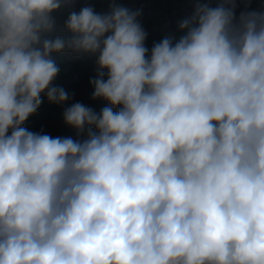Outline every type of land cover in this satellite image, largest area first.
<instances>
[{
	"label": "clouds",
	"instance_id": "9594fccd",
	"mask_svg": "<svg viewBox=\"0 0 264 264\" xmlns=\"http://www.w3.org/2000/svg\"><path fill=\"white\" fill-rule=\"evenodd\" d=\"M70 3L0 0V264H264V13L197 2L149 57L138 10L55 34ZM65 51L97 56L111 105L64 111L86 139L22 127L68 99Z\"/></svg>",
	"mask_w": 264,
	"mask_h": 264
},
{
	"label": "trees",
	"instance_id": "16d2710c",
	"mask_svg": "<svg viewBox=\"0 0 264 264\" xmlns=\"http://www.w3.org/2000/svg\"><path fill=\"white\" fill-rule=\"evenodd\" d=\"M111 1L112 0H71L70 4L62 6L59 10L52 13V16L55 22H60L62 19L67 20L68 15L71 12L75 11L78 13L80 9L85 6L92 7L95 12L103 14V7ZM235 3L237 17L242 11L264 13V4H260L257 1L235 0ZM56 29L57 31L55 34L67 35V33L63 31V27L56 26ZM166 37L170 38V36ZM166 37L160 39L146 37L145 47L148 49L149 57L153 45L159 43ZM53 59L59 68V72L54 79L52 86L54 85L63 88L67 93L68 99L62 104L50 103L47 100L46 94L42 93V104L38 110L28 118L22 127H25L29 131L48 134L52 137L86 139V134L78 137L77 130L65 123L63 113L67 108L77 102L91 108L96 113H99L104 107H111L109 102L104 99L92 98L94 87L90 81L97 78V73L99 71L96 62L97 56L91 54L76 55L65 51L59 54H54ZM104 73L106 79V69L104 70ZM98 101H101L100 106L96 105V102ZM118 110L119 106L114 108V111Z\"/></svg>",
	"mask_w": 264,
	"mask_h": 264
},
{
	"label": "built area",
	"instance_id": "2783aa9c",
	"mask_svg": "<svg viewBox=\"0 0 264 264\" xmlns=\"http://www.w3.org/2000/svg\"><path fill=\"white\" fill-rule=\"evenodd\" d=\"M197 2L215 7L221 0H112L103 7V14L108 13L113 6L125 7L130 11L138 10L140 15L137 21L148 37L160 39L170 36L174 39L185 34L180 30L179 24L193 14ZM65 22L62 19L56 22V26L64 27ZM96 105L100 106L101 101L96 102Z\"/></svg>",
	"mask_w": 264,
	"mask_h": 264
},
{
	"label": "crops",
	"instance_id": "0c3cea01",
	"mask_svg": "<svg viewBox=\"0 0 264 264\" xmlns=\"http://www.w3.org/2000/svg\"><path fill=\"white\" fill-rule=\"evenodd\" d=\"M253 1H257L260 4H264V0H253ZM180 37L174 38L173 41L176 42L177 40H179Z\"/></svg>",
	"mask_w": 264,
	"mask_h": 264
},
{
	"label": "rangeland",
	"instance_id": "374dc122",
	"mask_svg": "<svg viewBox=\"0 0 264 264\" xmlns=\"http://www.w3.org/2000/svg\"><path fill=\"white\" fill-rule=\"evenodd\" d=\"M178 41V40H177Z\"/></svg>",
	"mask_w": 264,
	"mask_h": 264
}]
</instances>
